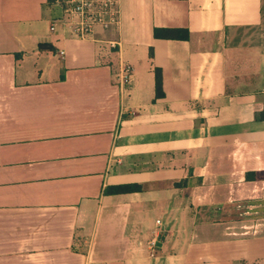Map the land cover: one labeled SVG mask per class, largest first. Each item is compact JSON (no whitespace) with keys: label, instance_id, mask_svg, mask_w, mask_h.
Returning <instances> with one entry per match:
<instances>
[{"label":"crops","instance_id":"crops-1","mask_svg":"<svg viewBox=\"0 0 264 264\" xmlns=\"http://www.w3.org/2000/svg\"><path fill=\"white\" fill-rule=\"evenodd\" d=\"M53 2L0 0V264H264V0H121L94 40Z\"/></svg>","mask_w":264,"mask_h":264},{"label":"built area","instance_id":"built-area-1","mask_svg":"<svg viewBox=\"0 0 264 264\" xmlns=\"http://www.w3.org/2000/svg\"><path fill=\"white\" fill-rule=\"evenodd\" d=\"M120 1L54 0L53 4L61 14L59 18L52 21L50 30L67 29L73 37L81 40H94L97 31L118 32L121 24ZM113 43L117 44L115 41ZM59 54L63 57L65 51L60 49ZM131 71L130 65H121L119 82L122 86H128L131 83ZM152 245H155V242H152Z\"/></svg>","mask_w":264,"mask_h":264},{"label":"trees","instance_id":"trees-1","mask_svg":"<svg viewBox=\"0 0 264 264\" xmlns=\"http://www.w3.org/2000/svg\"><path fill=\"white\" fill-rule=\"evenodd\" d=\"M153 35L156 38H167V39H177V40H188L189 39V30L185 28H154ZM152 55V51L150 52ZM155 97H162L167 89V82L165 84L164 74L162 68H155ZM135 187L131 188L129 185L116 186L110 189L111 193L122 192L125 190H132Z\"/></svg>","mask_w":264,"mask_h":264}]
</instances>
